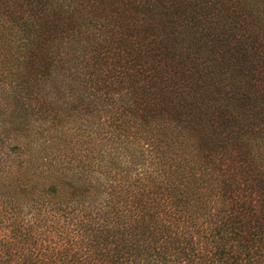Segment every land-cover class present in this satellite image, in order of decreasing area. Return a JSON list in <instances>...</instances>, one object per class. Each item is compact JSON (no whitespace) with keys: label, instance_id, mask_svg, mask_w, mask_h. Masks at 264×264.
<instances>
[{"label":"trees","instance_id":"obj_1","mask_svg":"<svg viewBox=\"0 0 264 264\" xmlns=\"http://www.w3.org/2000/svg\"><path fill=\"white\" fill-rule=\"evenodd\" d=\"M0 264H264V0H0Z\"/></svg>","mask_w":264,"mask_h":264}]
</instances>
